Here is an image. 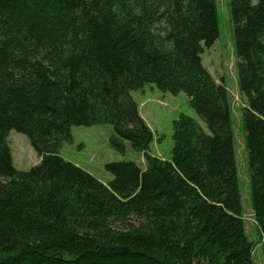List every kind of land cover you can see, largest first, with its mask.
Segmentation results:
<instances>
[{"label": "trees", "instance_id": "16d2710c", "mask_svg": "<svg viewBox=\"0 0 264 264\" xmlns=\"http://www.w3.org/2000/svg\"><path fill=\"white\" fill-rule=\"evenodd\" d=\"M255 220L264 238V0H229ZM217 0H0V264H256L232 97L202 54ZM184 92L169 158L132 91ZM113 125L143 153L103 182L60 150L74 125ZM40 156L14 166L8 136Z\"/></svg>", "mask_w": 264, "mask_h": 264}, {"label": "rangeland", "instance_id": "374dc122", "mask_svg": "<svg viewBox=\"0 0 264 264\" xmlns=\"http://www.w3.org/2000/svg\"><path fill=\"white\" fill-rule=\"evenodd\" d=\"M220 34L214 45L206 48L202 54L203 64L215 78L225 80L232 97V118L236 133V152L243 211L246 219L248 235L254 243V260L256 264H264V238L255 220L249 191V167L247 162V147L242 118V108L246 99L241 94L238 79L234 39V23L229 0H217ZM138 103L144 102L141 111L145 120L154 132V142L151 148L154 153L169 158L173 147V121L181 113L195 118L204 128L206 124L196 110L189 104L186 93L173 94L160 90L155 84H146L143 89L132 91ZM115 134L113 125H74L71 128V139L63 142L60 150L62 156L89 171L103 182L113 179V174L106 169V164L115 161L133 160L141 167L146 166L143 153L135 150L129 141H125L126 152L114 149L110 139ZM12 150L14 166L19 170H29L40 162V156L31 145L29 137L12 129L8 136Z\"/></svg>", "mask_w": 264, "mask_h": 264}, {"label": "crops", "instance_id": "0c3cea01", "mask_svg": "<svg viewBox=\"0 0 264 264\" xmlns=\"http://www.w3.org/2000/svg\"><path fill=\"white\" fill-rule=\"evenodd\" d=\"M138 102V101H137ZM144 104V102H142V103H139V106H140V112H141V114H142V116L144 117V115H143V113H142V111H141V106ZM145 118V117H144ZM245 214V213H244ZM258 226V225H257Z\"/></svg>", "mask_w": 264, "mask_h": 264}]
</instances>
